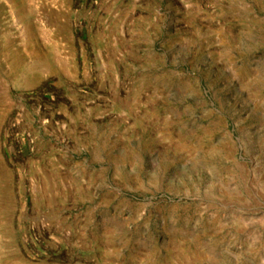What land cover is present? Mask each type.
Masks as SVG:
<instances>
[{
    "label": "rangeland",
    "instance_id": "rangeland-1",
    "mask_svg": "<svg viewBox=\"0 0 264 264\" xmlns=\"http://www.w3.org/2000/svg\"><path fill=\"white\" fill-rule=\"evenodd\" d=\"M0 264H264V0H0Z\"/></svg>",
    "mask_w": 264,
    "mask_h": 264
}]
</instances>
